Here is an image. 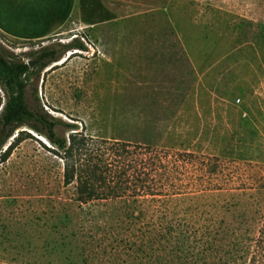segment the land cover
I'll return each mask as SVG.
<instances>
[{
	"label": "rangeland",
	"instance_id": "374dc122",
	"mask_svg": "<svg viewBox=\"0 0 264 264\" xmlns=\"http://www.w3.org/2000/svg\"><path fill=\"white\" fill-rule=\"evenodd\" d=\"M84 2L90 4L80 18L48 38L0 31V54L13 63L34 62L22 74L28 107L70 124L57 126L59 135L231 152L264 162V0ZM74 39L86 48L64 49L36 71L41 50H61ZM16 91L0 64L2 105L15 100ZM11 143L8 158L0 153V261L155 264L152 250H89L92 234L105 241L112 230L129 234L122 204L83 202L76 177L67 182L64 175L66 148L29 125L19 127L2 152ZM157 204L147 205L150 226ZM161 254L162 264H205L192 251Z\"/></svg>",
	"mask_w": 264,
	"mask_h": 264
},
{
	"label": "trees",
	"instance_id": "16d2710c",
	"mask_svg": "<svg viewBox=\"0 0 264 264\" xmlns=\"http://www.w3.org/2000/svg\"><path fill=\"white\" fill-rule=\"evenodd\" d=\"M62 47L41 50L35 57L36 71L57 61L67 49L86 48L79 39ZM0 64L11 72L17 86L15 100L10 98L2 105L0 97V153L4 158L14 148L11 143L2 152L8 139L19 127L29 125L52 144L66 148L64 175L67 182L76 177L83 202L122 204L129 234L121 236L112 230L108 242L98 238L97 232L92 234L95 241L89 242V250L97 253L109 245L118 251L152 250L155 264L163 263L161 253L184 255L189 251L198 253L195 258L202 256L205 264H264L263 161L231 152L209 155L148 142L79 137L78 132L69 141L56 128L70 124L28 107L22 74L30 69L29 63H13L0 54ZM154 202L159 203L154 205L157 222L150 226L153 214L147 205ZM183 202L189 203L184 207Z\"/></svg>",
	"mask_w": 264,
	"mask_h": 264
},
{
	"label": "crops",
	"instance_id": "0c3cea01",
	"mask_svg": "<svg viewBox=\"0 0 264 264\" xmlns=\"http://www.w3.org/2000/svg\"><path fill=\"white\" fill-rule=\"evenodd\" d=\"M42 1L46 7L40 0H0V31L19 39H45L62 33L90 4L85 0Z\"/></svg>",
	"mask_w": 264,
	"mask_h": 264
},
{
	"label": "water",
	"instance_id": "95a60500",
	"mask_svg": "<svg viewBox=\"0 0 264 264\" xmlns=\"http://www.w3.org/2000/svg\"><path fill=\"white\" fill-rule=\"evenodd\" d=\"M30 66H33L34 62L33 61H29L28 62Z\"/></svg>",
	"mask_w": 264,
	"mask_h": 264
}]
</instances>
